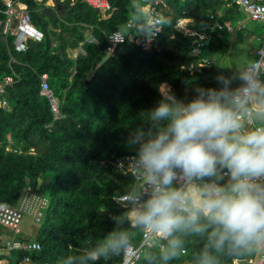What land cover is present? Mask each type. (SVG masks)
Segmentation results:
<instances>
[{
  "label": "trees",
  "instance_id": "obj_1",
  "mask_svg": "<svg viewBox=\"0 0 264 264\" xmlns=\"http://www.w3.org/2000/svg\"><path fill=\"white\" fill-rule=\"evenodd\" d=\"M22 1L42 39L27 40L26 50L19 52L13 47L14 36H3L0 25V80L6 75L14 79L5 89L8 108H0V202L16 205L25 190L39 193L47 174L55 177L48 193L49 206L33 238L40 249L13 251L11 260L17 264L28 255L43 264L119 262L121 250L95 261L87 258L114 230L124 231L133 242L143 232L128 222L126 207L116 202L130 191L139 192L137 183L106 160L136 154L126 137L137 126H146L143 112L160 98L161 84H168L184 99L195 94L196 86L212 85L205 78L209 71L205 67L202 72L187 69L199 58L190 53L193 38L175 28L176 19L190 17L191 27L202 28L215 19H230L234 7L225 0H164L167 23L144 49L138 41L140 30L126 26L128 20L145 22L141 0H109L113 10L106 18L83 0H55L54 6ZM4 10L0 0V22L5 19ZM217 11H223L222 16ZM114 31L123 32L126 39L92 70L94 59L106 50L108 35ZM212 33L217 40L227 35L218 29ZM88 35L96 42L88 40ZM217 47L210 39L203 54L206 48L213 51ZM78 48L83 52L72 58L69 50ZM42 73H47L64 115L50 130L46 124L52 121V113L48 100L39 93ZM38 177L42 183L36 190ZM216 181L227 183L224 178ZM172 240L178 241L175 247ZM162 242L163 249L145 246L137 264H202L208 239L206 232L177 231ZM250 250L208 248L211 264H234V259L250 256Z\"/></svg>",
  "mask_w": 264,
  "mask_h": 264
},
{
  "label": "clouds",
  "instance_id": "obj_2",
  "mask_svg": "<svg viewBox=\"0 0 264 264\" xmlns=\"http://www.w3.org/2000/svg\"><path fill=\"white\" fill-rule=\"evenodd\" d=\"M158 23L167 21L161 17ZM239 79L242 86L233 89L231 80L217 77L222 87L198 85L188 99L164 87L143 112L146 126L126 137L150 189L121 197L128 222L163 238L177 231L206 232L202 264H211L209 247L220 251L264 243V124L245 128L242 115L248 110L264 117V85L247 76ZM225 169L227 183L197 182L222 180ZM178 174L185 181L179 187L174 185ZM127 243L126 233L114 230L87 258L119 254ZM171 243L175 247L178 241Z\"/></svg>",
  "mask_w": 264,
  "mask_h": 264
},
{
  "label": "built area",
  "instance_id": "obj_3",
  "mask_svg": "<svg viewBox=\"0 0 264 264\" xmlns=\"http://www.w3.org/2000/svg\"><path fill=\"white\" fill-rule=\"evenodd\" d=\"M37 3H41L44 6H54L55 0H34ZM62 1V0H61ZM90 6L96 9L102 18H106L110 15L113 8L110 5L109 0H83ZM229 4L235 5L244 10L245 13L253 20H264V0H225ZM5 4V19L0 22L1 34L3 36L13 35V47L19 52H23L27 48V40L40 41L42 39V32L32 23L27 4L22 0H2ZM73 0H71V3ZM142 5L140 10L146 15L144 23H135L132 20H128L126 23L127 28H136L140 30L138 41L142 48L148 49L151 45V40L161 30L162 24L158 21L163 17L166 8L164 0H141ZM163 6H160V5ZM156 28H153V25ZM192 19L190 17L181 16L175 21V28L182 31L185 35L193 38V46L190 53L193 56L199 58L196 64H190L187 66L189 71L201 72L202 69L210 66V61L204 57H200L202 48L205 46L207 40L211 38L210 33L207 31L214 29H223L231 31L232 27L228 22H213L210 26L202 28L191 27ZM145 27L149 30L147 33L141 31ZM126 39V36L121 31H114L108 35V45L105 54H109L113 51L117 43H121ZM88 40L96 42V39L89 35ZM78 52H83L81 48L69 50V55L75 58ZM184 66H182L183 68ZM242 76H247L250 79H254L263 84L264 80V34L259 39V45L255 52L254 60L245 67ZM14 81L13 76L6 75L0 80V108H8V102L5 96L6 86ZM243 82L237 87L240 88ZM236 88V89H237ZM40 95L44 96L48 100V104L52 113V121L46 124V128L50 130L54 121L62 119L64 117L61 112V101L57 97L52 88L48 84L47 73L40 75ZM243 123L245 128H252L260 126L253 120V115L248 114V110L243 113ZM32 150V149H31ZM16 151V149H14ZM20 151V150H19ZM107 164L124 174H130L133 176L135 182L139 187V192L150 190L149 185L146 183V175L138 162L136 154H128L124 156L111 157L106 160ZM227 170H223L221 175L228 182L229 176L226 174ZM213 180L197 181L198 183H211ZM216 181V180H215ZM184 177L178 174L177 180L174 181V185L179 187L184 184ZM219 183L218 181H216ZM264 183V181H261ZM123 196V195H122ZM116 199L122 207L124 202L121 201V197ZM49 206V198L41 195L33 190H25L18 203L16 205H7L0 202V225L7 227L11 230V236L7 237L0 230V264H14L11 260V253L16 250L22 251H37L40 249V244L35 239H22L18 237L21 233L22 222L25 217H30L35 222H42L46 209ZM142 239L139 243L135 244L132 240H128L127 245L121 249V260L113 264H137L142 256V252L145 246L157 245L159 249L164 248L162 240L166 239L160 237L158 234L151 231L150 228H142ZM254 253L248 257L241 259H234V264H239L240 261H247L251 264H264V243L253 244L249 246ZM17 264H43L30 258L28 255H23Z\"/></svg>",
  "mask_w": 264,
  "mask_h": 264
},
{
  "label": "rangeland",
  "instance_id": "obj_4",
  "mask_svg": "<svg viewBox=\"0 0 264 264\" xmlns=\"http://www.w3.org/2000/svg\"><path fill=\"white\" fill-rule=\"evenodd\" d=\"M145 17V16H144ZM243 22L244 27L237 29V24ZM232 24L236 28L234 34L227 35L224 39L219 40L220 45L213 51L205 49V56L208 57L212 64L211 70L205 73V78L212 83L211 87L220 88L222 85L218 83L217 77L227 78L231 80L230 88L241 83L239 79L243 68L252 59L249 50L251 42L249 34H257L263 30V23L260 21H252L247 19L246 15L238 11L232 20ZM160 91H164V85L161 84ZM55 174L49 173L45 176L42 187L39 191L41 195L47 196L54 180ZM41 222H35L30 217H25L22 222L21 233L18 237L22 239H32L35 237ZM0 230L7 237L11 236V230L0 225ZM142 237L136 239L135 244L141 241ZM241 264H247L242 262Z\"/></svg>",
  "mask_w": 264,
  "mask_h": 264
},
{
  "label": "crops",
  "instance_id": "obj_5",
  "mask_svg": "<svg viewBox=\"0 0 264 264\" xmlns=\"http://www.w3.org/2000/svg\"><path fill=\"white\" fill-rule=\"evenodd\" d=\"M227 6H229V7H234V10H233V13H231V18L230 19H225V20H222V21H219L218 19H215L214 20V22H228L230 25H231V27H232V30L231 31H229V30H227L226 28H223V29H218V30H225L226 31V33H227V35H229V34H234V32H235V30H236V28L234 27V25L232 24V20H233V18H234V15L238 12V11H241V12H243L245 15H246V17H247V19H249V20H252V21H260V22H262L263 23V25H262V28H263V30L261 31V32H259V33H257V34H249L248 36H249V40H250V42H251V47L249 48V50H250V52H251V54H252V59L250 60V62L246 65V66H248L253 60H254V58H255V52H256V49H257V47H258V45H259V39H260V37L264 34V20H253V19H250L249 18V16L245 13V11L244 10H242V9H240L239 7H237V6H233V5H231V4H229V2L226 4ZM215 14H217V16L219 17V16H222V14H223V11H217ZM192 19V18H191ZM192 22H193V20H192ZM213 24V23H212ZM212 24H210V25H212ZM192 25V24H191ZM210 25H207V26H210ZM205 27V26H204ZM244 27V25H243V22H240L239 24H237V29H242ZM215 29L214 28H212V30H208L207 29V31L210 33V35H211V38L210 39H212V42H213V44L215 45V44H218V46L220 45V43H219V40H222V39H224L225 37H221V38H219V40H217L215 37H214V35H213V31H214ZM89 36V35H88ZM209 39V40H210ZM208 41V40H207ZM204 48V47H203ZM202 48V52H201V55H200V57L202 58V57H204V58H206V59H208L209 61H210V66L208 67V68H206L207 70H211V64H212V62H211V60L208 58V57H206L204 54H203V49ZM215 50V49H214ZM199 61V60H198ZM245 66V67H246ZM245 67L243 68V70H242V72L240 73V76H242L243 75V71H244V69H245ZM202 72V71H201ZM242 82V81H241ZM241 84V83H240ZM239 84V85H240ZM162 85H164V87H169V85L168 84H166V83H163ZM239 85H237V86H235L233 89H236ZM262 85H264V80H263V84ZM164 91H165V88H164ZM253 120H254V122L255 123H257V124H264V117H257V116H254L253 115ZM9 138V137H8ZM10 140V139H9ZM7 149H11V147L10 146H8L7 147ZM20 150V149H19ZM254 253V250H250V255H252ZM242 262H245V263H247V264H251V263H248L247 261H240L239 262V264H241Z\"/></svg>",
  "mask_w": 264,
  "mask_h": 264
},
{
  "label": "water",
  "instance_id": "obj_6",
  "mask_svg": "<svg viewBox=\"0 0 264 264\" xmlns=\"http://www.w3.org/2000/svg\"><path fill=\"white\" fill-rule=\"evenodd\" d=\"M107 57V54H105V52H101L93 61L92 63V70L99 65L100 63H102ZM41 183H42V178L38 177L37 178V183H36V190H39L41 187Z\"/></svg>",
  "mask_w": 264,
  "mask_h": 264
}]
</instances>
